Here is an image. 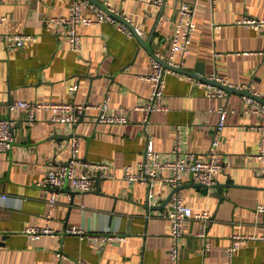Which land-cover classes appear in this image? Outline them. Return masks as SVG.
I'll return each mask as SVG.
<instances>
[{
    "label": "crops",
    "instance_id": "0c3cea01",
    "mask_svg": "<svg viewBox=\"0 0 264 264\" xmlns=\"http://www.w3.org/2000/svg\"><path fill=\"white\" fill-rule=\"evenodd\" d=\"M97 1L125 14L150 48L134 31L129 35L101 23L79 27L78 52L71 47L67 28L48 21L67 15L71 0H0V15L10 19L0 26V118L18 120L13 150L0 158V195L7 196L0 202V264H173L167 218L173 190L159 183L156 197L150 198L147 184L124 179V167L143 160L149 143L168 160L208 152L223 106L231 113L219 151L231 167L208 189L190 177L180 187L186 205L213 215L209 249L198 236L200 224L188 220L177 264H264V212L259 211L264 176L254 158L259 152L258 115L244 112L241 94L209 97L207 85H218L175 70L165 75L169 110L153 112L146 122L138 107L150 100L152 82L145 76L153 73L156 59L150 49L163 61L170 57L182 0H166L162 6L153 0ZM246 18L264 20V0H196L197 29L189 50L176 61L181 69L207 79L216 75L234 85L251 84L264 99V24L251 27L242 22ZM6 32L33 38L9 50L3 40ZM107 98L111 111L127 115L129 123L98 122L93 110L75 126L53 124L44 112L28 125V110L13 108L22 100L101 104ZM73 134L80 139L84 160L109 163L117 177L99 179L85 195L61 194L49 218V191L38 183L56 163L69 159ZM47 225L53 234L33 239L25 232ZM71 227L82 229L85 236L67 233ZM112 234L127 239L101 247L91 238ZM233 234L258 239L243 244L231 258Z\"/></svg>",
    "mask_w": 264,
    "mask_h": 264
},
{
    "label": "built area",
    "instance_id": "2783aa9c",
    "mask_svg": "<svg viewBox=\"0 0 264 264\" xmlns=\"http://www.w3.org/2000/svg\"><path fill=\"white\" fill-rule=\"evenodd\" d=\"M165 1L153 0V3L162 6ZM107 8L129 21L125 14L116 12L111 5H107ZM9 20V17L0 15V26H6ZM48 21L54 26H65L67 28V38L71 47L78 52L82 48V36L79 33V27L82 25L89 26L110 23L116 25L121 31L129 35L133 33L127 24L89 0H71L70 10L67 15L52 16L48 18ZM242 22L251 27H260L264 24V20L255 18H246ZM196 29V0H182L178 9V20L169 42L170 57L165 60L169 67H166L158 59H153L154 71L145 76L152 82L150 100L144 107H138V109L142 108L145 112L146 122L153 112L169 110L168 105L164 102L165 75L174 72V68L181 67L176 61V56L178 54L184 55L189 50ZM32 38L31 35L25 34L9 32L3 34L5 46L9 50L24 46ZM261 53L264 55V50ZM208 79L249 93L242 95L244 100L243 109L245 113H254L260 119L255 127L259 132V152L254 158L260 161L261 167L259 172L264 176V99L260 98L259 94L253 90L251 84L234 85L216 75ZM201 83L207 84L205 81H201ZM207 87L209 89L208 96L212 98H226L231 93L220 86L216 87L208 84ZM73 90L76 91L77 87H74ZM13 108L28 110V117L26 118V124L28 125L35 124L39 120L38 115L44 112L48 114L47 120L53 124L69 123L75 126L86 117L88 112L93 110L97 111L96 120L101 123L127 124L130 121L127 115L111 111L109 98L105 99L101 104H85L75 101L30 102L22 100L14 103ZM218 112L221 118L217 125L216 136L208 152L188 153L185 156H178L174 160H168L161 156L152 143H149L143 160L136 165L124 167V179L131 184H147L149 186L150 198L156 197V188L159 183L173 190L171 208L167 214V218L171 223L170 257L173 264H177L179 261L180 240L185 235L184 225L188 220H194L200 224L198 236L205 240V249H209L208 230L214 220L213 215L206 209L196 210L186 205L180 187L184 184L186 177H190L197 184L213 187L217 184V175L226 172L231 167V163L219 151L221 133L226 125V118L231 113V109L223 106ZM232 112L234 111L232 110ZM17 124L18 120L15 118H0V158L3 154L13 150ZM179 145L180 138H178L175 147L177 152L180 150ZM70 152L71 154L67 161L56 163L48 170L45 178L38 183V186L49 191V218L52 217L53 209L57 205L61 194H66L69 198L73 196V192L85 195L93 190L98 179H115L117 177L114 168L109 163H92L81 157L80 139L75 134L70 139ZM5 199H7L6 195H0V202ZM259 211L264 212V205L259 207ZM25 232L31 238L38 239L43 235H51L55 231L47 225L45 227H27ZM66 232L85 236L84 231L77 227L68 228ZM91 238L98 240L101 247L127 239L125 236L115 234L91 236ZM231 239L228 253L232 258L243 244L258 239V237L254 235L233 234ZM57 256L65 258V255L61 251L57 252ZM76 264L90 263L81 260L76 262Z\"/></svg>",
    "mask_w": 264,
    "mask_h": 264
},
{
    "label": "water",
    "instance_id": "95a60500",
    "mask_svg": "<svg viewBox=\"0 0 264 264\" xmlns=\"http://www.w3.org/2000/svg\"><path fill=\"white\" fill-rule=\"evenodd\" d=\"M96 4H98V6H100L103 10H105L106 12H108L109 14H111V15H113L114 17H116L117 19H119L120 21H122V22H124L125 24H127L129 27H130V29L132 30V31H134V34H135V36L139 39V41L141 42V44L145 47V48H150V46L146 43V41L142 38V37H140V35H139V32L136 30V28L134 27V26H132V24L129 22V21H127V19H125V18H123V17H121L119 14H117V13H113V12H111L105 5H103L102 3H100L99 1H97V0H93ZM150 51H151V53H152V55L156 58V59H158L160 62H162L166 67H169V65H168V63L167 62H165V61H163V60H161V59H159L158 57H156V55L154 54V52L150 49ZM176 71H178V72H182V73H185V74H188V75H191V76H193V77H196V78H198L199 80H204V81H207V82H212V83H214L215 85H218V86H220V87H223V88H225V89H227L228 91H230L231 93H239V94H241V95H243V94H249L248 92H242V91H239V90H237V89H235V88H233V87H230V86H227V85H222V84H220V83H217V82H215V81H211V80H209V79H207V78H205V77H201L200 75H197L196 73H190L189 71H186V70H184V69H181V68H174ZM264 101V100H263ZM99 180V179H98ZM97 180V181H98ZM197 185H199V186H201V187H204V188H210V187H207V186H205V185H201V184H197ZM215 186V185H214ZM0 245H1V243H0Z\"/></svg>",
    "mask_w": 264,
    "mask_h": 264
}]
</instances>
